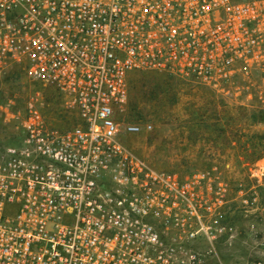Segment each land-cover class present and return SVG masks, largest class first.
Listing matches in <instances>:
<instances>
[{
    "label": "built area",
    "instance_id": "obj_1",
    "mask_svg": "<svg viewBox=\"0 0 264 264\" xmlns=\"http://www.w3.org/2000/svg\"><path fill=\"white\" fill-rule=\"evenodd\" d=\"M14 65L54 88L72 123L48 118L42 88L13 113L0 264H264L217 251L229 216L250 207L243 188L216 167H154L123 141L153 125L118 117L134 71L263 99L264 0H0V76Z\"/></svg>",
    "mask_w": 264,
    "mask_h": 264
},
{
    "label": "rangeland",
    "instance_id": "obj_2",
    "mask_svg": "<svg viewBox=\"0 0 264 264\" xmlns=\"http://www.w3.org/2000/svg\"><path fill=\"white\" fill-rule=\"evenodd\" d=\"M40 88L49 102L48 118L60 125L72 123V114L62 105L54 88L31 82L22 66H11L0 76V150L20 132L19 120L13 113L24 112L30 95ZM253 95L241 99L233 94L223 97L194 82L134 71L129 75L127 105L118 116L123 121L153 125L151 131L125 135L123 141L154 167L180 173L216 167L230 182L236 196L237 189L243 188V197L248 199L250 207L241 203L240 197L233 203L234 208L242 204L245 207L236 208L229 216L233 236L217 246V251L227 260L237 256L264 258V174L260 179L252 174L258 168L256 163L264 161V157L248 161L232 130L219 133L207 130L206 124L232 117L237 122L232 126L234 130L242 127L246 132L248 129L263 132L264 125L244 128L249 123V111L264 107V98L256 97L254 91ZM239 110L243 111L238 113ZM226 111L229 114L224 117ZM254 192L257 201L252 203Z\"/></svg>",
    "mask_w": 264,
    "mask_h": 264
},
{
    "label": "trees",
    "instance_id": "obj_3",
    "mask_svg": "<svg viewBox=\"0 0 264 264\" xmlns=\"http://www.w3.org/2000/svg\"><path fill=\"white\" fill-rule=\"evenodd\" d=\"M159 75L168 76L164 74ZM242 111L243 110H239L238 113H241ZM227 114H229V111H226L224 117H226ZM247 120L249 123L247 126H244V128H250L254 125H264V107H257L256 109L249 111ZM207 122L208 121H206V123ZM236 124L237 122H235L232 117H226L225 121L218 118L213 123L206 124V128H208L207 130H209V128L213 129L219 133H226L227 130H232L231 134H233L235 138L234 140L241 145L240 148L243 150L248 161H255L260 157H264V131H250V129H248L249 131L246 132L243 131L244 129L242 127H238V129L234 130L232 126ZM14 142L15 139L7 144Z\"/></svg>",
    "mask_w": 264,
    "mask_h": 264
}]
</instances>
